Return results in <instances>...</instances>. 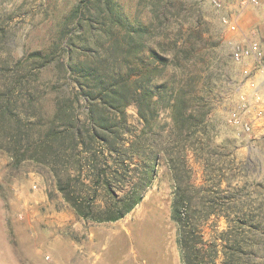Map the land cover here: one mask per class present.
<instances>
[{"label": "rangeland", "instance_id": "rangeland-1", "mask_svg": "<svg viewBox=\"0 0 264 264\" xmlns=\"http://www.w3.org/2000/svg\"><path fill=\"white\" fill-rule=\"evenodd\" d=\"M80 1L0 0V70L6 60L14 64L25 54L52 44ZM218 1L221 7H215L213 0H119L132 17L154 20L160 26L157 32L166 19L170 39L179 38L183 47H189L184 44L189 37H200L193 75L201 78L199 96L205 100H193L190 113L195 118L207 113L208 134L188 140L187 150L181 152L192 176L190 183L195 185L190 193L197 202H215L211 206L216 211L209 218L197 214L202 216L198 221L208 243L217 241L222 232L238 234L243 244L237 255L248 264H264V96L254 89L255 84L246 85L250 74L243 59L234 57L236 30L222 20L233 0ZM79 114L84 119L85 109ZM170 116L169 110H161L159 126L150 139V145L161 151L153 183L123 220L130 221L131 235L125 231L111 234L96 257L89 258L93 246L89 236L109 232V224L78 216L58 190L49 166L33 160L16 166L0 149V264H182L179 227L172 219L176 181L164 154L176 144ZM235 117L240 118L239 124L234 123ZM127 118L131 139L143 127L136 105L127 109ZM246 123L250 131L244 129ZM177 149L174 157L179 155ZM134 163L132 169L139 175L144 164ZM84 181L89 184L82 187L84 194L94 196L90 178ZM116 187L119 197L130 188L119 182ZM95 196V206L105 207L110 201L103 189ZM235 196L245 202V208L239 207V200L233 201ZM231 247L236 248L235 244L219 247L215 264H224L225 253L233 252Z\"/></svg>", "mask_w": 264, "mask_h": 264}, {"label": "trees", "instance_id": "trees-1", "mask_svg": "<svg viewBox=\"0 0 264 264\" xmlns=\"http://www.w3.org/2000/svg\"><path fill=\"white\" fill-rule=\"evenodd\" d=\"M153 21L132 17L119 0H81L52 44L14 64L3 62L0 149L16 166L27 160L49 166L65 201L84 220L116 222L143 201L153 183L161 151L150 139L165 108L176 135L175 147L163 152L176 181L172 219L179 227L182 264H215L219 247L229 244L236 248L225 253L224 264H248L237 255L243 244L238 234L222 232L220 243L205 240L197 214L209 218L216 211L214 201L197 202L191 195L195 185L181 155L188 140L208 134L207 113L196 118L190 113L193 100H205L199 96L201 78L193 75L200 37H189L184 42L189 47H183L179 38L170 39L166 19L160 22L161 32ZM131 105L137 106L143 127L130 139ZM136 160L144 164L139 175L132 169ZM84 177L90 178L95 194L107 192V206H95V194H84L82 187H89ZM118 182L130 186L121 197L115 193ZM234 198L245 208L240 197Z\"/></svg>", "mask_w": 264, "mask_h": 264}, {"label": "crops", "instance_id": "crops-1", "mask_svg": "<svg viewBox=\"0 0 264 264\" xmlns=\"http://www.w3.org/2000/svg\"><path fill=\"white\" fill-rule=\"evenodd\" d=\"M244 1L245 0H233L229 2L227 7L230 12L228 16L235 19L238 24V29L234 32L235 41L238 46L258 43L261 50L264 52V10L260 7L245 4ZM261 3L264 5V0H261ZM242 64L250 74V78L247 80L246 85L255 84L254 89H257L264 96V63L257 62L252 56H249L243 58ZM130 214L126 217L130 216ZM123 220L124 218L116 222H108L107 224L112 228L109 232L103 231L101 234H92V236H89V238H92L90 241L93 244V246H91L92 249L89 250V258L92 256L96 257L101 243L107 241V238L111 234L116 235L120 231H125L131 235L132 229H129L130 221Z\"/></svg>", "mask_w": 264, "mask_h": 264}, {"label": "built area", "instance_id": "built-area-1", "mask_svg": "<svg viewBox=\"0 0 264 264\" xmlns=\"http://www.w3.org/2000/svg\"><path fill=\"white\" fill-rule=\"evenodd\" d=\"M245 4H250L255 7H260L264 10V5L261 3V0H245ZM215 7H221V3L218 0H213ZM223 23L232 31L238 29L237 21L230 16L226 15L223 17ZM252 56L257 62L264 63V52L261 50L258 43H251L246 46H238L234 53V57L237 61H241L245 57ZM234 123L239 124L240 118L235 117ZM244 129L250 131L249 123L244 125Z\"/></svg>", "mask_w": 264, "mask_h": 264}]
</instances>
